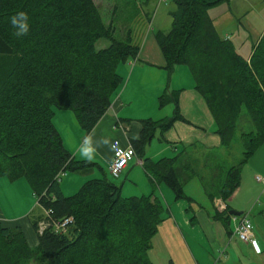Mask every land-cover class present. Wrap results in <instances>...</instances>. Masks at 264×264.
Segmentation results:
<instances>
[{"label":"trees","instance_id":"obj_1","mask_svg":"<svg viewBox=\"0 0 264 264\" xmlns=\"http://www.w3.org/2000/svg\"><path fill=\"white\" fill-rule=\"evenodd\" d=\"M224 1L171 0L169 29L153 32L167 74L177 65L187 67L220 146L229 147L240 130L241 157L227 169L217 193L206 194L210 202L215 197L225 202L239 184L242 165L264 144V34L243 58L207 15ZM18 12L27 14L26 35H14L25 23L19 18L16 27L11 25ZM113 33L93 0H0V177L23 178L36 203L52 211L49 220L71 218L63 231L38 232L39 218L30 220L38 241L34 249L18 227L0 225V264H153L148 251L163 210L157 198L123 197L104 174L64 196L54 179L58 171L85 173L92 164L74 160L65 150L52 123L54 109L71 111L79 128L90 131L120 85L116 67L138 53L129 32L123 40ZM99 38L108 44L97 49ZM177 92L164 89L158 95V106L171 104L172 115L140 119L130 145L152 185L162 183L174 199L189 202L182 183L194 172L189 161L179 162L183 151L156 160L145 156L156 132L164 141L173 121L182 120ZM227 211L225 206L212 217L227 225Z\"/></svg>","mask_w":264,"mask_h":264},{"label":"crops","instance_id":"obj_2","mask_svg":"<svg viewBox=\"0 0 264 264\" xmlns=\"http://www.w3.org/2000/svg\"><path fill=\"white\" fill-rule=\"evenodd\" d=\"M101 44L106 46L108 42L107 40L106 42L102 41ZM138 47V53L134 58L128 59L116 67V71L121 77V85L112 96L105 112L90 131L84 132L79 128L71 111L54 109L52 123L71 158L87 161L80 155L79 150L88 147L97 150L93 160L90 161L92 164L89 170L85 173H64L60 177L58 186L62 195H69L88 179L100 177V174L105 175L104 169L107 170L112 156L110 147L112 141H117L122 148L131 147L130 140L138 137L140 119L150 118L154 120L166 117L155 118L157 117L155 116V101L162 89L180 91L177 94V107L182 117L180 124H184L183 130L188 128L187 125L190 126L195 123L199 125V121L192 119L200 117L203 110L204 113H207L196 91L188 89L190 90V98L195 103L194 110L200 109L202 113L201 111H199L200 113L190 111L193 104L183 101H186V98L182 85L176 84L173 88L170 76L166 77L165 88H163L165 80L157 83L158 79L154 80L152 70H158V76L164 72L161 54L154 52L152 56H148L147 51L150 52V49L146 47L145 42H142ZM250 51L247 55L241 56L247 59ZM149 76L151 79L153 78L151 81ZM144 80L148 85L145 84ZM181 99L183 100L181 101ZM133 108L140 112L135 115L132 114ZM158 112L157 109V114ZM196 127L203 130L201 126ZM163 136L164 141L167 142L168 130ZM66 139H69L70 144H66ZM162 150L161 148L152 153L149 147L145 148V156L154 160ZM259 152L263 166L257 162L256 151L246 161L254 160L257 162L255 165L261 167L257 171L254 170L257 175L255 174L253 178L259 176L264 179V153L261 149ZM241 174L242 171L238 186L223 203L228 207V210L241 211L242 214H246L252 227L254 247L238 241L231 235L233 223L230 218L227 225H223L220 220L212 217L213 213L218 211L215 204L218 200L221 201L220 198L215 197L211 202L208 200L212 212L204 206L194 204L193 200L189 201L188 205L178 203L164 184L152 185L142 168L141 160L136 154L128 160L126 166L116 176L120 180L122 179L119 185L120 189L127 185L133 188L129 192L131 195L151 194L152 197L160 201L163 209L161 221L151 239V248L148 251V256L153 264H264V183L257 182L255 179L246 181ZM21 180L19 178L10 181L5 177H0V187L7 190L17 187L23 193L21 200L19 197H8L0 192V225L7 228L18 227L27 246L34 249L38 241L30 220L40 219L42 208L36 203L26 181L23 183Z\"/></svg>","mask_w":264,"mask_h":264},{"label":"rangeland","instance_id":"obj_3","mask_svg":"<svg viewBox=\"0 0 264 264\" xmlns=\"http://www.w3.org/2000/svg\"><path fill=\"white\" fill-rule=\"evenodd\" d=\"M97 9L100 12V16L103 22H111L114 27L113 36L116 39L123 40L126 33L129 32L131 40L136 45L140 46L142 42H145L146 47L150 49L147 51L148 56H152V53H160L153 38V32L156 30L166 32L170 27V15L169 13L175 10L174 4L171 0H93ZM208 17L212 20L213 26L221 37L230 39L234 45V48L240 55H247L250 51L251 45L254 44L256 39L264 34V1L263 0H227L221 2L207 10ZM102 41L106 42L105 38H99L94 43L95 48L104 47L101 44ZM159 55V54H158ZM132 59V58H131ZM121 64V63H120ZM129 68V67H128ZM154 73V80L157 83L165 80L170 76L171 84L174 88L176 84L182 85L181 87L185 91L186 103H192L190 111L200 113V109L194 110V101L190 98V90H194L192 77L184 65H177L174 67L173 72L167 74L165 70L158 76V70H152ZM160 71V70H159ZM152 78V79H153ZM149 76V80H152ZM145 82V80H144ZM146 85H148L145 82ZM121 85V82H120ZM119 85V87H120ZM118 87V89H119ZM164 89H162L163 91ZM195 91V90H194ZM180 91L177 92V94ZM207 113H203L200 117H196L192 120L199 121V125H187L190 130H183V125L180 120H174L172 125L168 128L169 137L166 141H158L159 134L156 132L155 136L150 140V144L146 148H150V152L155 153L159 149H163L161 153L156 155L155 159L160 157H172L181 153L179 156V162L189 161L191 163L194 173L189 172L190 178L182 183L183 192L192 198L194 204L204 206L210 212H212L211 204L207 199L206 194H216L217 187L224 179L227 169L236 164L241 157V148L239 142L240 130L236 129L233 139L229 147L224 148L220 146L219 137L215 133V124L209 113L206 104L200 97ZM200 104V101H199ZM202 104V105H203ZM172 105L166 104L162 107L158 106L157 98L155 101L156 114L155 118L162 116L172 115ZM157 109L159 110L157 114ZM138 109L133 108L132 114H138ZM210 119V120H209ZM156 120V119H154ZM242 121V120H241ZM178 128H177V126ZM202 127L203 130L198 129ZM177 129H176V128ZM218 143V144H217ZM66 144H70L69 139H66ZM208 146V147H206ZM184 148V149H183ZM259 149L264 153V144L259 145L256 148L257 162L263 166V161ZM66 150V149H65ZM255 155V154H254ZM255 157V156H253ZM254 160L245 162L241 171L246 181L253 180V176L257 173L254 170H259L261 166H257ZM260 162V163H259ZM240 171V172H241ZM65 174L72 173V171L66 169ZM105 176L115 185H120L118 177H113L109 174L108 170L104 169ZM102 174H100V177ZM23 183L25 180L21 178ZM154 188V187H152ZM78 189V188H77ZM77 189L73 190L69 195L73 194ZM133 188L131 186L124 185L120 189V194L123 197L134 196L131 195ZM0 192L8 197H19L23 199L22 190L15 187L14 189L7 190L4 187H0ZM171 192V191H170ZM172 193V192H171ZM67 195V196H69ZM173 195V194H172ZM178 203H184L188 205V201L185 199L175 200ZM25 264H35L32 260H28Z\"/></svg>","mask_w":264,"mask_h":264},{"label":"built area","instance_id":"obj_4","mask_svg":"<svg viewBox=\"0 0 264 264\" xmlns=\"http://www.w3.org/2000/svg\"><path fill=\"white\" fill-rule=\"evenodd\" d=\"M110 147L112 156L108 163L107 170L111 176L116 177L135 153L132 147L128 146L126 148H122L115 140L112 141ZM63 174V171H58L54 176V179L58 182ZM254 179L257 182L264 183V179L259 176H255ZM215 205L218 211L225 209L224 203L220 200H218ZM51 213L52 211L50 209H42V216L37 221L38 232H41L46 227H50L54 231H63L66 225L71 221L70 217H62L56 221L53 219L49 220L47 217L48 215H51ZM229 218L233 223L231 235L234 236L238 241L248 243L254 247L255 241L252 235V227L246 214H240L238 216L229 215Z\"/></svg>","mask_w":264,"mask_h":264},{"label":"clouds","instance_id":"obj_5","mask_svg":"<svg viewBox=\"0 0 264 264\" xmlns=\"http://www.w3.org/2000/svg\"><path fill=\"white\" fill-rule=\"evenodd\" d=\"M19 18H24L25 23L20 25V27L17 29V31L14 33L16 36H22L26 35L29 31V26L27 24V14L24 12H18L16 15L12 16L10 18V23L13 27H16ZM96 149L93 147H88V148H82L79 150V153L82 157H84L87 161H92L95 154H96Z\"/></svg>","mask_w":264,"mask_h":264},{"label":"water","instance_id":"obj_6","mask_svg":"<svg viewBox=\"0 0 264 264\" xmlns=\"http://www.w3.org/2000/svg\"><path fill=\"white\" fill-rule=\"evenodd\" d=\"M227 214H228V215H234V216H237V215L242 214V212H241V211H235V210H231V209H229V210L227 211Z\"/></svg>","mask_w":264,"mask_h":264}]
</instances>
